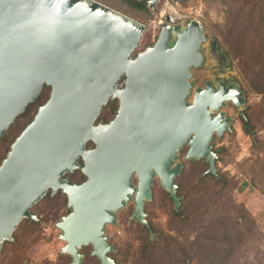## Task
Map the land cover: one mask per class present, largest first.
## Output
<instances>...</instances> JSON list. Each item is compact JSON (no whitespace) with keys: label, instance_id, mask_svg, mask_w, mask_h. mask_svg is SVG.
<instances>
[{"label":"water","instance_id":"obj_1","mask_svg":"<svg viewBox=\"0 0 264 264\" xmlns=\"http://www.w3.org/2000/svg\"><path fill=\"white\" fill-rule=\"evenodd\" d=\"M160 27L133 55L145 25L97 0H0V136L50 87L0 163V250L24 218H36L32 206L60 189L70 209L56 223L61 253L81 264L91 246L98 264H116L107 225L133 201L132 218L149 226L144 206L155 177L178 208L186 142L185 159L205 158L216 173L213 137L231 130V118L214 111L227 99L241 109L244 99L222 81L217 91L211 81L194 87L207 41L198 20L167 16ZM110 98L119 101L114 119L95 124ZM75 170L84 181L63 178Z\"/></svg>","mask_w":264,"mask_h":264},{"label":"rangeland","instance_id":"obj_2","mask_svg":"<svg viewBox=\"0 0 264 264\" xmlns=\"http://www.w3.org/2000/svg\"><path fill=\"white\" fill-rule=\"evenodd\" d=\"M97 1L145 25V31L133 55L144 50L148 43L156 37L160 30V24L165 21L167 14L178 18L184 24L191 19L198 20L206 31L207 41L202 44V51L205 56L203 64L199 68H192L191 80L195 83L194 87L200 86L206 77L214 78L215 73L219 72L217 63L219 60H216V56L209 52L211 42L215 43L220 52L224 53L226 59L230 61L232 73L227 74L234 75L245 90L248 98L245 110L250 111V117L253 120L255 118L254 121L257 127L254 134L250 135L236 122V129L233 132L222 134L220 137L215 135L216 138L214 137L215 139L212 142L213 148L223 149L215 160L216 172L230 181V184L222 187V190L221 184L207 175V180L200 185L206 193L213 195L222 191L230 198L228 208L225 211L231 212L232 215L230 214L227 217L233 216L236 213L237 206L241 205L249 213L250 220H247L245 224H239V231L242 230L240 232L242 237L240 245L236 248L231 260L226 264H264V92H258L250 84L248 78L251 63L248 62L247 47L244 45L241 48L237 45V34H240L241 28H246L245 21L260 22L258 12L249 10L251 9L252 0L248 1V4L242 3L244 0H159L153 4L155 6L151 9L149 20L136 16L127 7L125 8V3L121 0ZM249 13H254L255 16L249 17ZM239 15L242 21L238 23L239 25H235L233 19ZM248 29L252 30V33L253 30L257 31L258 35L264 33L263 25L259 26L252 23L251 28ZM256 42L261 46L260 37H257ZM239 48L241 49L239 50ZM236 50L240 52L236 53ZM252 71L254 72V69ZM49 93L50 87L45 91L43 100L38 104L35 103L36 106L31 109L29 115L32 118L38 107L48 99ZM229 112L235 113L233 109H230ZM27 123L28 119L22 118L20 124L24 125L23 128ZM11 143L2 160L6 157ZM89 147H93V143ZM204 166L207 167L208 165L204 162L198 168ZM187 168H185L184 174L177 176L175 179V182L183 188L192 186L189 174H186ZM133 182L136 184V177H134ZM165 192L166 190L161 185L159 178L155 177L152 185V199L145 205L146 212L153 214L151 220L157 230L172 235L183 244L189 243L199 233L200 228L198 229L190 224L187 226L182 223L176 225V223L172 224L170 222L169 224L166 206L170 204V201ZM210 194L204 197H208ZM133 203L118 212L117 225L108 224L106 227L109 243L115 247V251H121V255L117 258L125 259V264H133L136 251L140 247L143 237L139 222L136 218L131 217L134 210ZM31 211L36 215V218H25L21 221L13 233V240L15 237L18 240V245L13 248L2 246L0 263L68 264L63 262L64 259L68 260L66 254H63V260H60L61 258L55 260L65 244L59 238L61 231L57 228L56 223L70 211L67 207L66 194L58 192L55 195H50L48 192L32 206ZM219 211H221V214L223 213V209L213 210L211 214L207 213L203 218L209 220ZM170 225L173 227H170ZM248 226L254 230L258 238L255 237V233L251 235L247 231ZM81 252L84 254V259L87 260L86 264L99 263V260L91 254V246H84ZM5 258L6 260L3 261ZM191 264H195V262L193 261Z\"/></svg>","mask_w":264,"mask_h":264},{"label":"trees","instance_id":"obj_3","mask_svg":"<svg viewBox=\"0 0 264 264\" xmlns=\"http://www.w3.org/2000/svg\"><path fill=\"white\" fill-rule=\"evenodd\" d=\"M127 7L139 18L149 20L151 14V7L148 5V0H121ZM250 0H244L242 3L248 4ZM259 4V5H258ZM252 12H258V19L260 22L245 21L246 28L239 31L238 46L246 45L248 51V62L251 63L249 70V82L252 87L260 93L264 92V33L257 34V31L249 30L252 23L259 26H264V0H252L251 3ZM255 16L254 13H249L248 16ZM236 16V15H235ZM235 25L242 21L240 15L233 19ZM262 22V23H261ZM259 23V24H258ZM239 25V24H238ZM232 32V31H230ZM257 37H260L261 46L256 42ZM241 47V48H242ZM239 48V50L241 49ZM235 51V49H233ZM236 50V53L240 51ZM232 51V50H231ZM254 69L255 74L252 70ZM49 87L45 86L41 95L37 101L28 105L24 113L19 115L15 121L10 125L8 130L0 136V161L5 156V152L8 149L9 144L17 137L18 133L23 129V124H20L22 118L28 119V123L32 120L29 113L32 111L38 102L43 100L44 93ZM249 112V113H248ZM245 111V115L248 120L245 132L252 135L255 131L257 124H255L252 117H250V111ZM31 114V113H30ZM29 115V116H28ZM27 123V124H28ZM90 144H92L90 142ZM204 162H191L188 165L186 174H189V180L192 183L190 188H183L179 183L177 187V195L180 197V205L176 209L173 206V199L166 191V195L169 198L170 204L166 206V213L170 222L176 223V225L182 223L184 226L190 224L193 227L200 228L199 233L189 243H181L177 238L169 234H164L163 231H159L155 228L153 221L151 220L153 214L148 215L149 227L141 225L142 239L140 247L136 251L133 264H191L193 261L195 264H226L231 260L236 248L241 242V231H239V224L247 223L249 219V213L244 209V206H237L236 213L233 216L231 212L225 211L228 208V202L230 198L222 191L211 195L206 193L201 183L206 181L207 175L221 184L222 187H226L230 184L224 176L216 173L206 172L207 167L198 168ZM216 163V162H215ZM197 167V168H196ZM184 170L182 174H184ZM223 190V189H222ZM210 194L208 197L205 195ZM215 216L209 220H205L203 217L213 210H221ZM147 211V210H146ZM227 213V215L225 214ZM215 214V213H214ZM251 216V215H250ZM25 219V218H24ZM242 222V223H241ZM170 227H173L170 225ZM150 231L153 232L154 237H150ZM247 231L252 235L254 230L250 226L247 227ZM255 237H257L255 233ZM258 238V237H257ZM7 244V245H5ZM18 245V240H7L3 244V247L10 246L11 248ZM2 247V248H3ZM9 247V248H10ZM2 251V249H1ZM0 251V253H1ZM116 264H125L126 260L117 258L121 255V251L117 250L109 254ZM69 259V258H68ZM2 260V258H1ZM3 259V261H5ZM86 259L81 264H86ZM17 262H19L17 260ZM3 264V263H0ZM11 264H14L13 262Z\"/></svg>","mask_w":264,"mask_h":264},{"label":"flooded vegetation","instance_id":"obj_4","mask_svg":"<svg viewBox=\"0 0 264 264\" xmlns=\"http://www.w3.org/2000/svg\"><path fill=\"white\" fill-rule=\"evenodd\" d=\"M151 9H152V7H151ZM166 19V18H165ZM175 21H178V20H176L175 19ZM176 23H180L179 21L178 22H176ZM187 23V22H186ZM160 31H161V27H160V30H159V32L157 33V35H156V37L151 41V42H149L148 43V45H151V44H153L155 41H156V39H157V37H158V35H159V33H160ZM147 45V46H148ZM146 46V47H147ZM145 47V48H146ZM209 52H211V54L212 55H215L216 56V60H219V61H217V63H218V70H219V72H217V73H215V75H214V78H211V77H206L204 80H203V82L200 84V86L199 87H202V88H204L205 87V85H206V82L207 81H211V83H212V85H213V87H214V89L217 91L218 90V88H219V82L220 81H222V82H224V85H225V87L226 88H228V87H238L239 88V90H240V95L243 97V99H244V103L242 104V108L241 109H239L234 103H233V101L230 99V100H226V104L225 105H223V106H221V108L219 109V110H216V111H214V116H216L217 114H218V112H220V111H223L224 112V114H223V116H225V117H230L231 118V120H230V122H229V126H230V131H224V133L223 134H225V133H231V132H233L234 131V129H236V127H235V123L236 122H238L239 124H240V126L243 128V130L245 131L247 128H246V126L248 125V120H247V117H246V115H245V104L248 102V98H247V96H246V94H245V90L243 89V87L240 85V83H239V81L237 80V78L234 76V75H228L227 73H232V71L230 70V66H231V63H230V61H228L227 59H226V57L224 56V53H222V52H220V50L217 48V45L215 44V43H213V42H211V48H210V51ZM205 57V56H204ZM124 81H125V77L124 78H122L121 80H120V85L121 86H123V84H124ZM118 106H119V101H118V99H109L108 101H107V103L106 104H104L103 105V107H102V110L100 111V113H99V115H98V117L96 118V120H95V124H98L99 122H104V123H109L110 121H112L113 119H114V117H115V115H116V113H117V108H118ZM230 109H233L234 111H235V113L234 114H232V113H230L229 112V110ZM233 116H235V117H233ZM254 134V131L252 132V135ZM216 135V134H215ZM215 135H214V137H215ZM217 136V135H216ZM213 137V140L216 138H214ZM90 146V142L88 143V148H91V147H89ZM94 146V145H93ZM188 148H189V146H188V144H187V142L183 145V147L180 149V151L178 152V159L177 160H180L181 162H182V164H183V167H182V172H183V170H185V168L186 167H188V165H189V163H191V162H205L207 165H208V163L206 162V160H205V158H201V159H194V158H188V159H185V155H186V153H187V151H188ZM212 149L214 150V151H217V157L216 158H218V156H219V154H221V150H223L222 148H216V149H214L213 147H212ZM181 157V158H180ZM81 162V161H80ZM208 167H209V165L207 166V168H206V172H207V170H208ZM182 172H181V174H182ZM181 174H179L178 176H180ZM63 178H67L68 180H69V182L70 183H81L82 181H84L85 180V176H84V174L81 172V170H75L74 172H66L64 175H63ZM176 184H177V182H175ZM178 185V184H177ZM48 192H49V194L50 195H52V191H51V189H49L48 190ZM47 192V193H48ZM58 192H62V190H57L55 193H54V195L56 194V193H58ZM147 202H149V201H147ZM146 202V203H147ZM133 202H130L129 204L131 205ZM146 203H145V205H146ZM129 204L127 205V206H129ZM173 206H174V202H173ZM179 207V206H178ZM175 208V207H174ZM133 209H134V203H133ZM177 209V208H176ZM32 212V211H31ZM144 212L146 213V216H145V218H146V220H147V223H148V212H146V209H145V206H144ZM33 213V212H32ZM133 214V213H132ZM132 217V216H131ZM139 224H141L140 222H139ZM141 225H145V226H147V224H141ZM148 228H150L149 226H147ZM152 233V234H151ZM150 237L151 238H153L154 237V234H153V232L152 231H150ZM13 241V240H12ZM108 241H109V239H108ZM114 247V246H113ZM112 252H115V247H114V250L112 251ZM111 252V253H112ZM110 253V254H111ZM64 255H63V253H61V251L57 254V257H56V261L57 260H59V258H61L60 260H63L64 259V257H63ZM66 256H67V258H69L68 260H66V259H64V261L63 262H67L68 264H70V261H71V257L70 256H68L67 254H66ZM83 259H84V257H83ZM24 262H27V261H24ZM27 264H30V263H28L27 262Z\"/></svg>","mask_w":264,"mask_h":264},{"label":"clouds","instance_id":"obj_5","mask_svg":"<svg viewBox=\"0 0 264 264\" xmlns=\"http://www.w3.org/2000/svg\"><path fill=\"white\" fill-rule=\"evenodd\" d=\"M158 1H159V0H157L156 2H158ZM156 2H155V3H156ZM148 5H149V3H148ZM154 6H155V5H152V6H150V7L153 8ZM167 16H171V17H173L174 19H176V20H178V21L180 22V20H179L178 18L172 16L171 14H167ZM167 16H166V17H167ZM166 17H165V18H166ZM191 20H196V19H191ZM191 20H188L187 23H189ZM178 21H176V22H178ZM180 23H182V22H180ZM187 23H185V24L182 23V24L186 25Z\"/></svg>","mask_w":264,"mask_h":264},{"label":"bare ground","instance_id":"obj_6","mask_svg":"<svg viewBox=\"0 0 264 264\" xmlns=\"http://www.w3.org/2000/svg\"><path fill=\"white\" fill-rule=\"evenodd\" d=\"M227 100H230V99H227Z\"/></svg>","mask_w":264,"mask_h":264},{"label":"built area","instance_id":"obj_7","mask_svg":"<svg viewBox=\"0 0 264 264\" xmlns=\"http://www.w3.org/2000/svg\"><path fill=\"white\" fill-rule=\"evenodd\" d=\"M167 16V15H166Z\"/></svg>","mask_w":264,"mask_h":264}]
</instances>
